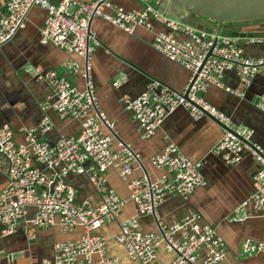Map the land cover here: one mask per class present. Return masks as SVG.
<instances>
[{
  "label": "built area",
  "instance_id": "2783aa9c",
  "mask_svg": "<svg viewBox=\"0 0 264 264\" xmlns=\"http://www.w3.org/2000/svg\"><path fill=\"white\" fill-rule=\"evenodd\" d=\"M140 1L145 7L128 12L116 6L114 0H60L58 4L48 0H9L0 17V49L25 27L30 11L40 8L47 14L40 31V43L86 60L83 92L56 72L44 73L39 67L27 70L36 80L51 85L54 101L47 109L61 119L77 121L80 126L77 135L55 141L39 139V134L53 129L47 117L36 128L21 131L22 141L16 140L10 125L0 128V162L7 166V185L0 192L1 236H12L22 227L26 238L32 240L35 230L56 223L66 232L78 227L83 229L79 239L56 243L54 257L40 264H117L118 258L108 256L105 240L94 233L106 222L117 219L127 202H132L141 216L155 215L156 208L167 197H188L206 186L201 165L187 158L174 144H167L151 157L150 164L165 171L155 181L146 176L131 178L134 164L140 161L125 144H118V150H112L117 140L115 125L99 110L90 79L89 59L93 52L90 25L95 19L127 34H133L138 28L154 31L157 27L155 50L190 72L184 92L153 82L138 97H123L122 103L138 123L141 138L151 139L164 121L180 108L186 109L194 119L204 115L216 119L232 132L223 130L212 153L228 166L240 164L247 154L259 167L253 177L252 193L235 208L234 219L249 218L245 212L249 206L264 217V151L251 142V130L233 129L230 119L203 98L210 87L241 98V89L225 84L226 74L235 73L240 87H248L257 75L264 73V57L246 56L242 40L208 34L165 15L157 9L160 0ZM243 41L264 45V38ZM124 79L118 78L113 85L119 86ZM257 108L264 114V99L259 100ZM109 169L117 170L126 181L127 199L108 187L104 175ZM70 175L87 177L101 195L98 207L88 200H77V190L67 182ZM30 209L35 210L33 215ZM199 220V216L193 214L167 229L162 228L159 235L141 231L138 220L133 218L120 226L116 243L131 261L140 264H156L162 243L176 255L169 264H223L227 250L224 241L215 228L201 226ZM202 250L205 254H201ZM263 251L264 242L246 241L242 245L244 255Z\"/></svg>",
  "mask_w": 264,
  "mask_h": 264
},
{
  "label": "crops",
  "instance_id": "0c3cea01",
  "mask_svg": "<svg viewBox=\"0 0 264 264\" xmlns=\"http://www.w3.org/2000/svg\"><path fill=\"white\" fill-rule=\"evenodd\" d=\"M7 1L0 0V17ZM48 1L52 4L60 2ZM114 4L128 12L145 7L140 0H114ZM157 9L177 19L173 15L178 13L177 9L168 5H157ZM46 17L45 11L33 8L25 27L0 49V128L10 125L18 141L23 139L21 131L36 128L46 117L53 124V129L47 134H39V139L55 141L80 132L77 121L61 119L54 111L47 109L54 101L53 88L27 72L37 67L44 73L53 71L69 80L77 90H85L86 60L56 46L40 43V31ZM247 29L258 28L243 30ZM156 30L158 28L154 27ZM90 31V45L93 48L89 59L90 79L95 100L99 110L115 125L118 140L114 141L112 150H118V144L123 143L139 158L140 162L134 164L131 178L146 176L155 181L165 174L164 170L154 168L150 159L167 144H174L187 158L201 165L200 172L206 181V186L188 197H167L156 208L155 215L141 216L136 206L127 202L117 219L106 222L94 233L105 240L108 256L118 258L117 264H140L131 261L125 250L116 243L120 226L130 219L138 220L141 231L161 235L162 228L167 229L185 217L196 214L201 226L215 228L224 241L227 250L223 264H264V251L252 256L242 252V245L246 241L264 242V217L255 213L251 206L245 210L249 218L244 221H235L233 213L252 193L253 177L259 168L252 157L246 154L240 164L226 165L221 157L212 153L223 136V129L211 117L204 115L194 119L183 108L170 115L151 139L143 140L138 123L122 103L124 96L136 98L153 82L184 92L190 72L155 50L154 31L138 28L133 34H127L100 19L92 21ZM255 31L260 33L259 30ZM240 43L246 56L264 57V45H250L243 40ZM71 65L78 68L74 69ZM120 77H124V81L114 86ZM224 81L232 89H241L243 96L239 98L210 87L203 98L230 119L233 129L251 130V142L264 151V114L257 108L259 100L264 99V73L257 75L248 87H240L235 73H227ZM6 172L7 166L0 162V192L7 185ZM104 176L108 187L122 199L129 197L127 183L117 170L109 169ZM67 182L77 190L78 201L88 200L95 207L101 204V195L86 176L70 175ZM29 212L33 215L35 210L30 209ZM82 235V228L66 232L58 223L35 230L32 240L26 238L22 227L12 236L2 237L0 233V264H40L54 257L56 243L74 241ZM201 254H205L204 250ZM175 257V253L166 250L162 243L157 251L156 264H169Z\"/></svg>",
  "mask_w": 264,
  "mask_h": 264
},
{
  "label": "water",
  "instance_id": "95a60500",
  "mask_svg": "<svg viewBox=\"0 0 264 264\" xmlns=\"http://www.w3.org/2000/svg\"><path fill=\"white\" fill-rule=\"evenodd\" d=\"M159 5L177 9L173 14L177 19L208 34L239 40L264 38V0H160ZM242 26L258 29L243 30ZM212 119L221 129L232 132Z\"/></svg>",
  "mask_w": 264,
  "mask_h": 264
},
{
  "label": "flooded vegetation",
  "instance_id": "af4514ba",
  "mask_svg": "<svg viewBox=\"0 0 264 264\" xmlns=\"http://www.w3.org/2000/svg\"><path fill=\"white\" fill-rule=\"evenodd\" d=\"M241 28H242V29H244V28H249V26H244V27L242 26Z\"/></svg>",
  "mask_w": 264,
  "mask_h": 264
},
{
  "label": "clouds",
  "instance_id": "9594fccd",
  "mask_svg": "<svg viewBox=\"0 0 264 264\" xmlns=\"http://www.w3.org/2000/svg\"><path fill=\"white\" fill-rule=\"evenodd\" d=\"M181 21V20H180ZM184 22V21H183Z\"/></svg>",
  "mask_w": 264,
  "mask_h": 264
}]
</instances>
